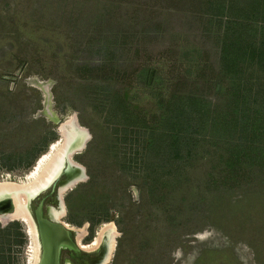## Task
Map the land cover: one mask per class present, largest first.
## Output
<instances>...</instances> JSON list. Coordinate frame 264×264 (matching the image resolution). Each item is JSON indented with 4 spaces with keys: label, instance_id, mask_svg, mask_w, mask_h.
<instances>
[{
    "label": "rangeland",
    "instance_id": "1",
    "mask_svg": "<svg viewBox=\"0 0 264 264\" xmlns=\"http://www.w3.org/2000/svg\"><path fill=\"white\" fill-rule=\"evenodd\" d=\"M62 126L83 145L49 211L75 243L112 224L101 264H264V16L247 0H0V180Z\"/></svg>",
    "mask_w": 264,
    "mask_h": 264
},
{
    "label": "bare ground",
    "instance_id": "2",
    "mask_svg": "<svg viewBox=\"0 0 264 264\" xmlns=\"http://www.w3.org/2000/svg\"><path fill=\"white\" fill-rule=\"evenodd\" d=\"M63 129V126H62ZM64 137H62V136ZM60 138L51 142L47 147L46 151L43 152L35 161L34 165L30 169L29 172L24 177L15 178L14 180L7 176L0 180V202H2L5 197H11L14 203V207L12 206L9 210H5L4 212H0V223H6L10 221H21L25 224L26 229H28V236L31 240L30 248V264H37L39 258V242L36 238V229L33 219L30 213L27 211L25 204L27 203L26 193L31 192L42 185L47 184L52 177L55 175L56 163L58 162L61 154L64 153L65 147L69 144L67 131L64 129L61 130ZM80 139V138H78ZM75 138H73V141ZM83 142V141H82ZM77 167V166H76ZM67 187V185H64ZM62 187V190L64 188ZM64 188V191L68 189ZM70 187V186H69ZM6 204L2 202L0 205ZM50 212V211H49ZM63 211L59 210H51L50 215L60 220ZM68 229L74 231V227L63 222ZM112 225V224H111ZM110 224H104L101 229L96 233L95 238L92 242L88 244H83L80 240L81 236L77 238V245L81 249L85 250H95L98 249L101 242L104 232H106L110 227ZM82 228V227H81ZM81 230V229H80ZM84 232V231H82ZM81 232V233H82ZM116 237V236H115ZM111 242V249L114 246V238L113 236ZM108 261L104 264H107Z\"/></svg>",
    "mask_w": 264,
    "mask_h": 264
},
{
    "label": "water",
    "instance_id": "3",
    "mask_svg": "<svg viewBox=\"0 0 264 264\" xmlns=\"http://www.w3.org/2000/svg\"><path fill=\"white\" fill-rule=\"evenodd\" d=\"M72 126L74 127L75 125ZM78 138L80 139H75L66 145L62 159L58 162V166L56 167L57 170L54 172L55 175L52 179L47 184L26 193L27 203L25 204V207L35 224L36 238L40 247L37 264H62L61 251L63 249H70L73 252L80 250V247H78L71 237L72 230L68 229L62 221L53 218L50 215L49 207H47L45 210L46 212L44 213L45 194L47 192L56 191L57 199L60 201L58 194L60 195V191L63 187L62 185L72 179H70L72 175H69L72 174L70 168L77 170V167L73 162V156L77 154L78 150H80L83 145L82 133H80ZM64 174L66 177L62 179ZM34 199H36V204L35 206H32L31 204ZM2 202L6 204L0 205V212L9 210L12 206L14 207V203L10 196L5 197ZM2 202H0V204ZM25 232L28 234V229L25 228ZM106 252L107 249L102 259L97 264H101Z\"/></svg>",
    "mask_w": 264,
    "mask_h": 264
},
{
    "label": "trees",
    "instance_id": "4",
    "mask_svg": "<svg viewBox=\"0 0 264 264\" xmlns=\"http://www.w3.org/2000/svg\"><path fill=\"white\" fill-rule=\"evenodd\" d=\"M247 2L249 3V5L251 7L255 8V10L257 11V14L258 15L264 16V0H247ZM261 2H262V4H261ZM231 5L232 6H235V4H233V3H231ZM260 5H263V6H260ZM220 8L223 9L224 8V5L221 4V6H219V9ZM222 9L220 10L221 12H222ZM240 41H241L240 36H238L237 37V40L229 42L228 45H225L224 52L223 53L225 54V50L226 49H230V47L232 45L233 46V53L235 54V57L237 58L239 56V54H240L238 52L244 53V47H245V45L241 46ZM223 60H225V55L223 57ZM232 62L235 63L233 60L228 59V60H226V61L223 62V65H224V67L227 70H234V65H233V67L231 65ZM186 121L187 122H189V121L191 122V118L189 120L186 119ZM184 123H186L185 120H184L183 124ZM184 126L186 127L185 124H184ZM177 134L176 135H166V137L164 139L158 138L155 141L156 146L158 147V144L161 142V146L164 147V148H166L163 141H166L167 139L169 141V146H171V144H173L174 148L176 147L175 144L176 145L183 144L181 142H183V139L185 137H187L186 135L188 133L184 132L183 133L184 135H182V136L179 135V134H181L179 132ZM175 138H177L176 141L173 140ZM184 145H185V143L182 146H184ZM166 149H168V148H166ZM168 150H172V148H169ZM0 232L3 233V235L5 236V238H3L4 236L0 238V263H1V260H3L4 258H9L11 256L10 253H11L12 248H13L14 245H16V244L25 245V243L27 242V234L25 232V227L23 226V224L20 223V222H18V221L11 222V223H9L8 225H6V226H4L2 228L0 227ZM4 244L8 245V251H7L8 257H6L5 255H3L1 253L2 252V249H3V246L2 245H4ZM4 262L2 261V263H4Z\"/></svg>",
    "mask_w": 264,
    "mask_h": 264
},
{
    "label": "flooded vegetation",
    "instance_id": "5",
    "mask_svg": "<svg viewBox=\"0 0 264 264\" xmlns=\"http://www.w3.org/2000/svg\"><path fill=\"white\" fill-rule=\"evenodd\" d=\"M74 170V169H73ZM75 171V170H74ZM77 171V170H76ZM75 171V173L77 174V172ZM75 173L69 174L70 176L72 175V177H70V179H73V176L76 175ZM66 177V175L64 174L62 176V179H64ZM57 198V192H47L45 194V198H44V213L46 212L45 210L47 209L49 203L53 202L54 199ZM36 202L33 204V206H35ZM108 245V244H107ZM105 243H103V245L98 248L97 250H95L92 254H85L82 253L79 257V262L80 264H97L103 257V255L105 254ZM108 248V246H107ZM107 253V252H106ZM106 257V255H105Z\"/></svg>",
    "mask_w": 264,
    "mask_h": 264
}]
</instances>
